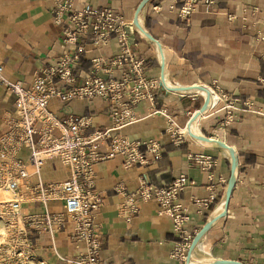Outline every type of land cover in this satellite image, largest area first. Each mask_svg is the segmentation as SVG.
Segmentation results:
<instances>
[{
	"label": "crops",
	"instance_id": "1",
	"mask_svg": "<svg viewBox=\"0 0 264 264\" xmlns=\"http://www.w3.org/2000/svg\"><path fill=\"white\" fill-rule=\"evenodd\" d=\"M56 0H0V65L2 74L12 82L29 88L34 74L43 66L56 62L69 46L61 40V26L49 12ZM75 7L95 9L109 7L127 21H133L142 0H71ZM184 0H149L139 11L143 27L162 46L164 77L181 87L204 86L214 99L198 118V129L204 136L224 141L237 156L236 180L225 216L217 219L199 243L216 259L237 260L244 264H264V0H213L205 9L199 0L188 20L180 18ZM255 8V11L253 10ZM133 50L143 60L148 78H160V58L156 46L135 33ZM87 52L74 68L76 84L91 69L95 56L115 55L112 40ZM108 78L109 74H102ZM115 78L120 77L114 72ZM194 93V92H192ZM180 93L162 87L155 91L154 101L144 99L133 107L135 121L118 132L133 140L155 139L161 143V158L149 165L125 168L124 157L114 154L93 166L95 189L102 197L94 213L100 226V257L104 264H183L171 257L178 241L172 220L158 213L153 201L139 205L132 220L121 212L122 197L115 191L123 184L128 191L138 186L139 176L146 174L155 186H166L183 173L188 184L179 194V202L188 217L185 229L194 235L224 202L230 176V158L216 145H204L184 135L175 143L166 133L168 117L183 131L191 114L204 102L195 91ZM225 94L227 100L223 99ZM227 101L233 102L232 121L225 123ZM110 103L96 97L61 102L52 98L47 110L58 119L68 114L89 115L92 126L86 132L111 125ZM254 110V111H253ZM255 110H262L257 113ZM15 111V95L0 84V138L6 131L5 116ZM109 143L103 142L98 152L107 154ZM206 155L214 161L207 171L192 163L190 155ZM31 171L32 167L28 166ZM43 182H56L69 176L57 161L46 160L41 167ZM35 182L36 178L31 177ZM50 212L63 211L62 202L47 203ZM40 213L43 206L32 203L24 208ZM73 225L67 223L51 237L29 231L34 251L42 262L66 264L82 244L71 238ZM185 264V263H184Z\"/></svg>",
	"mask_w": 264,
	"mask_h": 264
},
{
	"label": "built area",
	"instance_id": "2",
	"mask_svg": "<svg viewBox=\"0 0 264 264\" xmlns=\"http://www.w3.org/2000/svg\"><path fill=\"white\" fill-rule=\"evenodd\" d=\"M198 1L184 0L178 11L180 18L188 20ZM202 1L205 9L213 2ZM49 12L53 22L61 26L62 42L69 46L56 62L41 67L29 88L6 79L0 65V84L15 95V111L6 114V131L0 138V189L10 194L8 199L0 200V226L8 233L3 245L11 246L16 256H30L34 244L29 231L44 232L53 237L71 223V238L75 244H82L83 249L71 258L61 259L66 264H104L100 257L101 229L94 222V213L101 207L102 197L95 189L93 166L114 154L124 157L125 168L146 166L161 158L159 140H133L118 132L136 120L133 113L136 104L144 99L153 103L155 91L160 88V78L146 76L143 60L132 48L133 36L138 30L133 22L125 20L113 9L77 8L71 0H56ZM260 39L264 40V33L260 34ZM112 40L118 48L115 55L93 57L90 71L81 83L76 84L73 70L89 52L85 42L89 41L95 49ZM114 72H119L120 77L115 78ZM103 73L109 77H103ZM96 97L111 104V125L89 132L86 130L92 126L91 116L68 114L61 120L46 108L52 98L68 102ZM222 97L227 100L225 94ZM224 108L227 111L224 122L228 123L232 121L235 106L227 101ZM255 112L262 113V110ZM167 117L166 133L175 143L181 142L182 130ZM103 142L109 143L107 154L98 152ZM49 159L57 161L69 176L61 181L43 182L41 167ZM189 159L208 174L214 166V161L206 155H190ZM28 166L32 167L31 171ZM32 176L36 178L35 182L31 181ZM187 184V176L183 173L162 187L155 186L146 174H141L133 191H128L123 184L115 187L122 197L120 212L128 222L138 212L140 204L148 201L158 204V213L172 220V230L178 239L171 257L183 264L193 237L185 229L188 217L179 202V194ZM51 201L62 202L63 211L50 212L46 205ZM32 203H40L43 211H26L25 206Z\"/></svg>",
	"mask_w": 264,
	"mask_h": 264
},
{
	"label": "water",
	"instance_id": "3",
	"mask_svg": "<svg viewBox=\"0 0 264 264\" xmlns=\"http://www.w3.org/2000/svg\"><path fill=\"white\" fill-rule=\"evenodd\" d=\"M149 0H142L139 4V6L137 7L136 11H135V15L133 18V24L136 28H138L140 31H142L146 38L151 41L157 48V51L159 53L160 56V66H161V76H160V87L167 89V90H173L172 88H169L166 86L165 84V77H164V56H163V51H162V46L159 43V41H157L143 26L140 25L139 21H138V14L140 9L148 2ZM209 92H207V96L204 98V102L201 105V107L194 112L189 119V123L187 125V127L189 128L190 126V122L193 118L197 117L199 114H201L202 112H204L209 105ZM188 135L190 137H198L201 140H205V141H209L212 142L214 145H216L219 148H226L229 152V158H230V168H231V172H230V176L226 185V190H225V194H224V205H223V209L222 211L217 214L216 216H213L211 218H209L202 226L201 228L193 235L189 246L187 248L186 251V257H185V264H189V257H190V252L193 249V247L196 245V243L202 238V236L207 232V230L212 226V224L219 218H222L223 216H225L226 211H227V207H228V203L230 200V195L232 192V189L234 187L235 184V180H236V170H237V165H238V161H237V156L236 153L233 149V147H231L230 145L226 144L224 141L221 140H216L213 139L211 137L208 136H194L191 132L188 133ZM209 264H244L240 261L237 260H229V259H216L214 260L213 263H209Z\"/></svg>",
	"mask_w": 264,
	"mask_h": 264
},
{
	"label": "bare ground",
	"instance_id": "4",
	"mask_svg": "<svg viewBox=\"0 0 264 264\" xmlns=\"http://www.w3.org/2000/svg\"><path fill=\"white\" fill-rule=\"evenodd\" d=\"M141 17H142L141 14H138V21H139L140 25L143 26ZM137 30H138V33L140 34L141 37L146 38L145 34L142 31H140L138 28H137ZM165 84L167 87L172 88L173 90L179 91L180 93H192V92L195 93V91H198L201 96L206 97L207 92H209L208 93L209 105L212 104L211 102L215 97V96H213L212 92L208 88L204 87L203 85L202 86L197 85V86L181 87V89H180V87L178 85H173L166 78H165ZM202 113H204V112H202ZM201 114H199L197 117H195L191 120L189 128L188 127L183 128L182 132H184V134H188L189 132H191L194 136H201L202 135L198 129V118ZM193 139L197 140L198 142H200L204 145H208V146L214 145L212 142L201 140L198 137H193ZM222 151L224 152L225 155L229 156V152L226 148H222ZM223 205H224V202L221 204V206L219 207V209L217 210V212L213 216H216L217 214H219L222 211ZM199 241L196 243V245L193 247V249L190 252L189 264L213 263L214 259L210 256L208 251L203 246H201Z\"/></svg>",
	"mask_w": 264,
	"mask_h": 264
},
{
	"label": "rangeland",
	"instance_id": "5",
	"mask_svg": "<svg viewBox=\"0 0 264 264\" xmlns=\"http://www.w3.org/2000/svg\"><path fill=\"white\" fill-rule=\"evenodd\" d=\"M9 197V192L0 189V200L8 199ZM5 238H8V233L3 226H0V264H49L42 262L33 249L32 254L30 252V256H16L11 246L3 245Z\"/></svg>",
	"mask_w": 264,
	"mask_h": 264
}]
</instances>
